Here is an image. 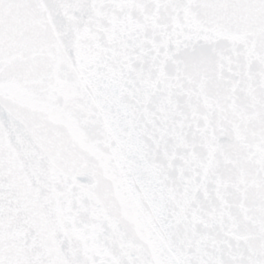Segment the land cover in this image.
<instances>
[{"label":"snow or ice","instance_id":"1","mask_svg":"<svg viewBox=\"0 0 264 264\" xmlns=\"http://www.w3.org/2000/svg\"><path fill=\"white\" fill-rule=\"evenodd\" d=\"M0 264H264V0H0Z\"/></svg>","mask_w":264,"mask_h":264}]
</instances>
